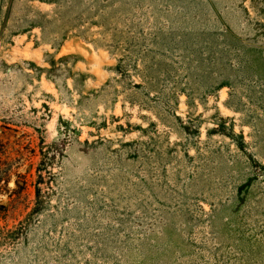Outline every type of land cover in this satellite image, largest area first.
<instances>
[{"label": "rangeland", "instance_id": "1", "mask_svg": "<svg viewBox=\"0 0 264 264\" xmlns=\"http://www.w3.org/2000/svg\"><path fill=\"white\" fill-rule=\"evenodd\" d=\"M7 7L0 264H264V0Z\"/></svg>", "mask_w": 264, "mask_h": 264}, {"label": "trees", "instance_id": "2", "mask_svg": "<svg viewBox=\"0 0 264 264\" xmlns=\"http://www.w3.org/2000/svg\"><path fill=\"white\" fill-rule=\"evenodd\" d=\"M39 1L41 3H49V4H51V0H39ZM11 3H12V0H8L7 12H9V8H10ZM36 25H38V24H36ZM31 26L33 28L34 24H32ZM70 58H71L70 56H63V57H61L58 60V62L64 63L67 59H70ZM47 63L49 64V68L48 69H46V68L45 69H41V72L46 74V78H48V80H51V79H53L51 74L58 75L56 73L58 71H61V69L60 68H56V63L53 60H48ZM67 71H68V73L65 74V78H69V75H70L69 74L70 73L69 70H67ZM83 76H82V78H84ZM240 138L242 139V137H240ZM260 167L262 168V170H264V166H260ZM262 173H263L262 175H264V171Z\"/></svg>", "mask_w": 264, "mask_h": 264}]
</instances>
